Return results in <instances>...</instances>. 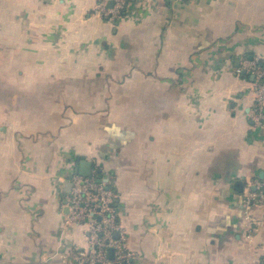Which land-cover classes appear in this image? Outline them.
<instances>
[{"label":"crops","instance_id":"crops-1","mask_svg":"<svg viewBox=\"0 0 264 264\" xmlns=\"http://www.w3.org/2000/svg\"><path fill=\"white\" fill-rule=\"evenodd\" d=\"M93 7L0 0V264L86 246L61 208L82 161L119 195L127 264H259L264 205L249 228L241 193L264 184V124L238 70L264 56V0Z\"/></svg>","mask_w":264,"mask_h":264},{"label":"built area","instance_id":"built-area-1","mask_svg":"<svg viewBox=\"0 0 264 264\" xmlns=\"http://www.w3.org/2000/svg\"><path fill=\"white\" fill-rule=\"evenodd\" d=\"M109 3H112L111 6ZM128 0H94L93 13L103 20L113 22L125 10ZM244 71L253 77L251 94L253 110L250 118L256 126L264 124V56L245 60L238 72ZM69 190L61 208L66 212L64 224L83 227L86 246L74 247L59 255L66 264H127L136 254L128 248L127 237L119 219L116 202L119 197L106 179H98L92 173L82 176L71 170ZM245 221L249 228L256 224L250 214L254 206L264 205V184L258 180L247 182L241 193ZM251 240V233L246 236ZM110 250L112 256L110 257ZM259 264H264V257Z\"/></svg>","mask_w":264,"mask_h":264},{"label":"water","instance_id":"water-1","mask_svg":"<svg viewBox=\"0 0 264 264\" xmlns=\"http://www.w3.org/2000/svg\"><path fill=\"white\" fill-rule=\"evenodd\" d=\"M112 3H109L111 6ZM79 174L82 176H90L92 174V164L89 161L80 162ZM110 256H112V250H110Z\"/></svg>","mask_w":264,"mask_h":264},{"label":"trees","instance_id":"trees-1","mask_svg":"<svg viewBox=\"0 0 264 264\" xmlns=\"http://www.w3.org/2000/svg\"><path fill=\"white\" fill-rule=\"evenodd\" d=\"M124 12H125V10L119 15V17H120L121 15H123ZM119 17H118V18H119ZM118 18H117V19H118ZM117 19H115L112 23H114ZM110 23H111V22H110ZM76 161H78V160H76Z\"/></svg>","mask_w":264,"mask_h":264}]
</instances>
